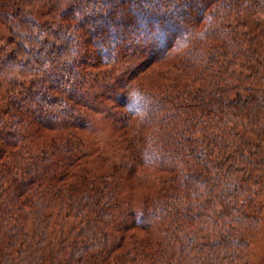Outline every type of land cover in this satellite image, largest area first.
<instances>
[{
	"label": "trees",
	"instance_id": "1",
	"mask_svg": "<svg viewBox=\"0 0 264 264\" xmlns=\"http://www.w3.org/2000/svg\"><path fill=\"white\" fill-rule=\"evenodd\" d=\"M0 23V264H249L264 0H0ZM128 50L148 59L90 142L99 70Z\"/></svg>",
	"mask_w": 264,
	"mask_h": 264
},
{
	"label": "rangeland",
	"instance_id": "2",
	"mask_svg": "<svg viewBox=\"0 0 264 264\" xmlns=\"http://www.w3.org/2000/svg\"><path fill=\"white\" fill-rule=\"evenodd\" d=\"M40 11H42L41 8L36 9L34 13L36 15V18L42 22L41 14L39 13ZM8 37L9 35L7 29L0 23V39L5 40ZM144 59H148V56H146V52L144 50L142 52H134L128 50L126 52H123L122 55H120V57L117 59V64H114L112 67H106L105 69L99 70V75L101 77H103L102 74L104 73L108 75V78L103 77L104 81H99L98 88H96L94 91L95 93L99 94L100 99L97 103L93 104L96 107H92V109L97 108V113L93 111L90 113L91 120L93 121V129L91 128L92 131L88 130V132L93 135L94 139L92 140V138H90V142L93 141L96 143H107L111 141L113 135L112 128L114 126V124L112 123L113 118L117 119L120 113L117 115V110H109L114 109L116 106H118L115 102L116 94L123 91L122 88L115 84L116 80H123L124 77L128 75L127 72L129 70L132 71L133 69H135L137 67L136 65H139ZM130 60H133V64L131 65V67H128V64L131 63ZM103 88L105 90H113L114 92H110L107 94H105L104 92L103 94ZM110 94H112V96H109ZM2 104L3 102L0 96V111L2 109ZM112 155L110 154V151L107 148L104 151V155L101 157V160H103V158L106 156ZM116 155H120V153L117 152ZM119 160L120 159H117V161ZM139 171L140 172L136 176L139 183L136 192H139L141 190L152 191L156 186H158L157 181L155 180V172L153 170H149L148 173L143 170ZM129 192H133L132 189H129ZM137 200L139 201L140 199ZM257 206L262 208V224L257 237L250 240L251 250L248 259L249 264H264V195L258 198Z\"/></svg>",
	"mask_w": 264,
	"mask_h": 264
}]
</instances>
